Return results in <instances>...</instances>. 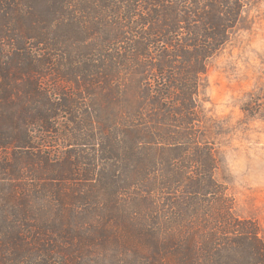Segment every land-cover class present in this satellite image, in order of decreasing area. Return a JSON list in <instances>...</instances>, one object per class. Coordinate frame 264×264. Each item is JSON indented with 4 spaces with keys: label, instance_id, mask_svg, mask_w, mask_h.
Returning <instances> with one entry per match:
<instances>
[{
    "label": "trees",
    "instance_id": "1",
    "mask_svg": "<svg viewBox=\"0 0 264 264\" xmlns=\"http://www.w3.org/2000/svg\"><path fill=\"white\" fill-rule=\"evenodd\" d=\"M243 10L0 0V264H35L34 246L39 264H106L118 248L142 252L132 264H264L256 227L208 208L220 190L199 137L201 78Z\"/></svg>",
    "mask_w": 264,
    "mask_h": 264
},
{
    "label": "rangeland",
    "instance_id": "2",
    "mask_svg": "<svg viewBox=\"0 0 264 264\" xmlns=\"http://www.w3.org/2000/svg\"><path fill=\"white\" fill-rule=\"evenodd\" d=\"M243 1L237 28L224 48L209 61L207 73L200 81L199 137L212 148L216 161L214 180L220 190L217 198L210 197L208 208L217 214L215 208L223 203L224 208L230 209L232 219L254 225L264 242V0ZM59 144H52L49 150L65 155V146ZM37 203L54 216L55 209L49 202L45 204L42 198ZM196 222L201 243L202 217ZM40 226L35 224L34 231ZM214 227L213 221L211 228ZM32 249V256L38 259L34 262L39 264L40 249L37 246ZM141 253L113 249L106 264H132Z\"/></svg>",
    "mask_w": 264,
    "mask_h": 264
}]
</instances>
